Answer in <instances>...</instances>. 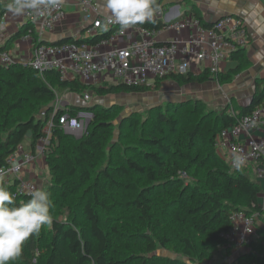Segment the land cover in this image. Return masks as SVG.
<instances>
[{
    "label": "trees",
    "instance_id": "obj_1",
    "mask_svg": "<svg viewBox=\"0 0 264 264\" xmlns=\"http://www.w3.org/2000/svg\"><path fill=\"white\" fill-rule=\"evenodd\" d=\"M191 13L204 27L210 26L196 9ZM139 25L156 31L166 27L160 18ZM30 29L33 27L27 24L16 38ZM111 32L57 44H95L109 38ZM232 60L243 66L227 75L208 70L199 75H170L157 80L154 87L121 83L94 87L79 79L62 81L55 71L42 76L33 67L18 63L0 67V167L28 136L29 149H35L44 136L60 91L82 98L85 93L98 97L146 94L160 88L167 79L180 86L203 85L215 75L225 84L246 67L245 50L234 54ZM262 105L264 80H258L248 106L228 105L215 111L206 110L202 101H195L158 108L151 119V129H146L143 121L127 117L120 123L116 144L112 141L117 107L69 106L60 110L58 116L89 112L93 120L84 136L76 138L63 131L58 116L55 118L52 139L45 151L52 180L47 190L51 200L50 229L45 231L44 225L25 241L21 255L10 264H207L218 258L225 261L232 251L224 249L227 241L222 234L230 231L231 216L236 212L258 214L259 219L257 236L234 264H264V187L252 176L250 167L256 169L257 164L232 170L216 147L223 130ZM186 108L189 115H180ZM42 112H46V117L41 116ZM183 173L189 180L182 178ZM8 189L14 191V187ZM28 199H14V203ZM60 216L64 219L60 220ZM47 236L41 257L39 250ZM159 247L170 249L187 261L157 256Z\"/></svg>",
    "mask_w": 264,
    "mask_h": 264
},
{
    "label": "built area",
    "instance_id": "obj_2",
    "mask_svg": "<svg viewBox=\"0 0 264 264\" xmlns=\"http://www.w3.org/2000/svg\"><path fill=\"white\" fill-rule=\"evenodd\" d=\"M79 8L88 19L92 17L90 13L97 12L91 0H85ZM23 14L27 24L33 27L23 36L24 41L33 45V53L23 65L33 67L42 76L55 71L62 81L79 79L81 83L94 87L113 84L109 79L132 87H154L157 80L191 72L194 64L206 66V70L216 74L222 63L232 60L234 54L245 50L250 43L247 24L238 17L220 18L211 26L204 27L201 20L188 16L165 22L166 27L156 31L139 24L122 28L114 20L109 22V16H98L87 33L91 37L102 31H114L109 38L95 44L66 42L41 45L43 35L52 33L65 16L62 2L55 0L52 7L42 5L39 9H27ZM155 17L163 19L161 9ZM130 32L137 36L126 45L119 44L118 41L127 39ZM164 33L171 34L172 38L165 44H159L158 37ZM13 63L11 54L0 50V67L7 68ZM83 99L90 102L89 93H85ZM60 110L64 109L54 105L53 114L43 130L44 136L34 150L20 145L0 167L8 173L5 183L8 188L14 187V199L30 197L32 191L38 189L36 181L25 177V173L35 165L38 157H45ZM41 116L46 117V112ZM57 121L68 134L83 130V122L78 115L64 113L58 116ZM258 130L263 131L262 137L255 136ZM216 147L218 151L231 155L229 165L232 170L257 164V180L264 184V105L223 130L217 137ZM237 156L244 158L240 167L235 165ZM182 178L189 180L185 173ZM261 198L264 210V192ZM258 219V214L245 212L231 216V229L222 237L227 241L224 249H231L234 258L246 253V247L257 236Z\"/></svg>",
    "mask_w": 264,
    "mask_h": 264
},
{
    "label": "crops",
    "instance_id": "obj_3",
    "mask_svg": "<svg viewBox=\"0 0 264 264\" xmlns=\"http://www.w3.org/2000/svg\"><path fill=\"white\" fill-rule=\"evenodd\" d=\"M65 10V16L52 33H46L42 37L44 44H57L70 39H83L89 37L87 30L93 25L98 16H110L109 10L105 6V0H91L96 6L97 12H92L90 19L79 8L85 0H60ZM11 0H0V48L9 52L14 63L24 64L33 53V45L30 41H24L23 37L16 38L18 32L26 27L27 22L24 14L16 15L7 10V4ZM163 12L164 23L178 18L193 16L191 11L196 9L199 16L210 26L220 17L232 16L242 18L248 27L250 34L249 46L245 49L246 67L233 76L231 82L213 85L210 89L214 94L213 99H217L213 105L221 106L225 100L232 99L238 106H248L256 92L258 80H264V0H157ZM156 18V17H154ZM104 33V31L98 34ZM114 33L111 32V34ZM135 33H129L127 39L118 41L121 45L128 44ZM172 38L169 33H164L158 37L159 44H165ZM243 66L237 60H230L220 65V74L227 75L235 71L239 66ZM203 65L192 66L194 74L203 73L206 68ZM210 82V81H209ZM207 83L203 85H207ZM208 86V85H207ZM209 89V86L207 87ZM78 107L81 105L72 104ZM83 106V105H82ZM256 137H262L263 131L255 132ZM25 148H30L31 139L28 136L23 143ZM218 154L229 160L231 155L226 151H218ZM41 157H38V160ZM35 166L29 167L25 177L34 179L36 176ZM46 167V166H45ZM252 176L257 179L256 169L253 166ZM47 168V167H46ZM48 169V168H47ZM263 187L264 184L262 183ZM262 196V195H261Z\"/></svg>",
    "mask_w": 264,
    "mask_h": 264
},
{
    "label": "rangeland",
    "instance_id": "obj_4",
    "mask_svg": "<svg viewBox=\"0 0 264 264\" xmlns=\"http://www.w3.org/2000/svg\"><path fill=\"white\" fill-rule=\"evenodd\" d=\"M109 82L114 84L115 81L113 79H109ZM219 84L220 80L217 78L216 75L212 78L210 82H208L207 85L209 86V89L207 88V85L199 84L180 86L172 80L167 79L162 82L160 88L155 89L146 94H118L115 96L98 97L89 93L91 99L90 102H85L80 95H77L75 93H71L69 91H60L57 95L54 105L58 106L60 109H66L73 103L76 105L80 104L81 106L98 104L99 106L109 108L114 106L117 107L118 113L116 119L114 120L115 135L112 141L113 144H116L119 141L120 136V123L127 117L137 118L145 123L146 129H151V119L156 116L157 111L155 110L158 108L164 109L167 107H177L178 105H182L189 102L194 103L195 101H202L206 110L212 109L215 111H221L228 105H232L236 108L238 104H236L235 101L232 99L225 100L224 104H222L221 106L213 105V103H215L217 99L215 98L212 100L215 93L211 94L210 89L213 85L217 87ZM152 111L155 112L152 113ZM86 113L88 114L89 112L80 111L77 114L83 122L82 132L71 133L70 135H73L76 138H81L84 136L93 120V116L83 115ZM179 114L183 116H188V109L186 108L180 111ZM34 166L36 176L32 180L36 181L38 188H42L47 191L51 185L52 180L50 178V172L46 164L45 157L42 156L41 158H39V160L36 161ZM59 219L63 220L64 218L60 216ZM48 229H50V224H47L44 227L45 231H47ZM47 242L48 236L43 238L42 246L39 250V255L41 257L45 253L44 247ZM155 254L164 258L182 259L184 261H187L185 258L178 256L174 251L166 249L164 247H159ZM236 260V255L234 258L231 252L230 256L228 255L227 257H225L224 264H234V261ZM221 261L222 259L218 258L209 264H220Z\"/></svg>",
    "mask_w": 264,
    "mask_h": 264
},
{
    "label": "clouds",
    "instance_id": "obj_5",
    "mask_svg": "<svg viewBox=\"0 0 264 264\" xmlns=\"http://www.w3.org/2000/svg\"><path fill=\"white\" fill-rule=\"evenodd\" d=\"M54 3L55 0H11L7 10L21 15L27 9L52 7ZM105 6L111 14L108 21L114 20L122 28L151 22L160 11L157 0H105ZM243 161L242 156H237L236 167ZM7 175V171L0 169V264H10L18 258L25 241L52 222L50 193L38 188L26 202L15 204L5 183Z\"/></svg>",
    "mask_w": 264,
    "mask_h": 264
},
{
    "label": "water",
    "instance_id": "obj_6",
    "mask_svg": "<svg viewBox=\"0 0 264 264\" xmlns=\"http://www.w3.org/2000/svg\"><path fill=\"white\" fill-rule=\"evenodd\" d=\"M224 17H227V16H223V17H220V18H224ZM220 18H218V19H220ZM40 44L42 45V44H44V42H41ZM51 45H55V44H51ZM96 106H99V105L98 104H91V105H87V106H82V108H90V107H96ZM83 115L93 116L91 113H88V114L86 113V114H83Z\"/></svg>",
    "mask_w": 264,
    "mask_h": 264
}]
</instances>
